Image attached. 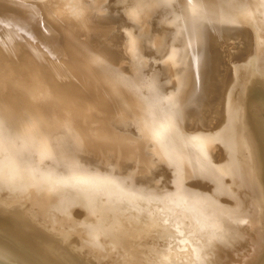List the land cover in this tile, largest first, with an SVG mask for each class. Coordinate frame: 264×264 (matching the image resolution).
<instances>
[{
    "label": "bare ground",
    "instance_id": "6f19581e",
    "mask_svg": "<svg viewBox=\"0 0 264 264\" xmlns=\"http://www.w3.org/2000/svg\"><path fill=\"white\" fill-rule=\"evenodd\" d=\"M45 1L36 9L38 1L0 0V146L7 154L0 163V255L9 264H172L177 256L180 264H264V5L251 33L234 19L241 15H229L232 0H194L182 17L177 9L179 21H165L173 28L168 52L155 57L144 82L138 73L153 60L142 39L151 34V8L168 10L171 0H140L127 11L139 30L122 47L134 58L130 73L131 66L125 72L120 65L109 14L120 2L98 5L95 23L87 24L96 32L86 41L68 21L80 10L88 19L86 0ZM200 9L208 18H199ZM215 20L239 26L209 24ZM215 27L224 31L214 33ZM168 67L176 86L169 93L168 78L159 75ZM34 98L48 104L49 123L41 121L48 115L39 116ZM223 119L237 121L229 136L240 148L234 158H241L233 166L239 178L225 222L217 204L202 214L184 212V194L172 202L160 194L149 205L117 179L90 174L80 161L90 153L104 163L129 158L145 165L153 139L150 148L180 169L185 164L176 150L205 144L202 131ZM193 123L197 131L188 129ZM134 169L130 177L142 170ZM100 195L109 202L103 205ZM111 208L122 217L108 213ZM151 225L167 238L148 232Z\"/></svg>",
    "mask_w": 264,
    "mask_h": 264
},
{
    "label": "rangeland",
    "instance_id": "374dc122",
    "mask_svg": "<svg viewBox=\"0 0 264 264\" xmlns=\"http://www.w3.org/2000/svg\"><path fill=\"white\" fill-rule=\"evenodd\" d=\"M37 1L34 0V2H37L36 3L37 5L35 6L36 9L44 8V4H45V6L47 4L45 0H37ZM107 1L108 0H86L85 5L88 9H90L89 14L91 13L90 14L91 16L89 17V14H88V19H85L82 16L83 11L82 12H81V10H80V12L73 11L70 13V19L68 21H70L71 26H78L82 30V33L84 34V37L82 36V38L85 39L86 41H89L90 37L94 36V33L96 32V30H94V31L89 30L90 27L87 24L89 22L93 23L95 21L96 17L94 16V14H95L96 10L98 9V5L100 8L104 4H107V5H104L107 7V6H112V4L115 3V1L120 2L119 6L117 8H115V6L114 7L112 6L110 8L112 11H110L109 14L114 17L111 26L116 28L115 33L117 36L119 35L118 36V39H119L118 46H119V50H121L120 51V53H121V59L120 60L122 61V63L120 65L122 66V64L123 65L125 64L124 66H122V67H124V69H126L125 72H128V69H130L128 66H131V69L129 70V73H130L131 70H133L132 67L134 66V64H132V63H133L134 58H132L133 55L131 53L126 52L127 50H125V48H122V47H125L124 45L127 42L128 34L131 31H135L138 33L139 30L136 29L135 22L134 21L132 22V19L130 18L131 15L130 16L128 15L129 18L126 15L132 13V12H127V11H132V8H134V6H136V4H138V2L140 0H122V1L121 0H109L108 2ZM171 1L172 2H169L170 4L167 3V7H168V5H170V7H168V10L166 8V9L158 11V9H156L155 7L151 8V12L153 13L152 16L149 18L151 34H149V36L145 37V38L142 37V35H140L142 37V39H144L145 45L147 47V49H146V47H144V49H143L146 57L148 55L147 58H151V60L153 59L152 62H150V65H148L143 70V72H141L142 74L138 73L139 77L142 78V80L144 82L149 81V74H151L153 72L152 67L154 66L153 65L154 59H156L157 57H162L168 52L170 38L173 37V28H170L168 25H166L165 21L170 20L171 23H175L176 21H179V18H175V17H177L178 14H179L178 17L179 16L182 17V15H184V13H181V12H183V10H181V9L183 8L184 11L186 12L185 8L187 6H189L190 2H192L194 0H182L183 2L181 0H177V1H179L180 5L177 4L178 3L177 1H176V3L174 0H171ZM173 1H174V3H173ZM219 1L221 3L223 2L225 5L228 2H230L231 0H219ZM52 2L55 3V0H52ZM233 2H235V3H233ZM223 3H222V5H223ZM232 3L235 6L232 4L231 9H232V11L235 10L236 14H238V15L233 13L231 11V9H229V11H228L229 15L231 14V17L241 15L242 20H241V17L240 18L235 17L234 19L235 20L238 19V20H236L237 24H241V25H243V27L245 26L244 28L246 30H247L246 27H248L247 31H249L251 33L250 28H254L255 25L258 23L256 21L260 20V18H258V17L263 12L262 7L264 4L261 3L260 0H241V2H240V0H232ZM181 5H183V6H181ZM246 5H247V7H246ZM172 6H173V8L176 6L175 7L176 11L172 8ZM236 6H239V7L236 8ZM47 7H49V6H47ZM128 7H130L131 10H127V9H129ZM170 8H172V9H170ZM177 9H179L178 14H176ZM241 9H243V10L241 11ZM120 10L122 12H120ZM171 10H173V13L171 12ZM201 10L203 11V9L199 10V13H198L199 18H201V19L208 18L207 15H205V13H204L205 11L202 12ZM164 11H167V12H164ZM240 11H241V14L239 13ZM243 11L246 13L243 14L242 13ZM252 11H253V13H252ZM50 12H51V10H50ZM53 12H55V11L53 10ZM156 12H157V14H155ZM203 13H204V15H203ZM201 14H202V16H201ZM246 14H249V16ZM243 15H244V17H243ZM245 16H247L250 23L247 22L248 20H246L247 18ZM253 18L254 19L256 18V20H254ZM130 19H131V22H130ZM235 20H233V21H235ZM244 20H246V21H244ZM243 21L246 22L248 24V26ZM253 22L255 25L252 24ZM209 24H215V25L220 26V27L239 26V25H234V24L230 25L229 23H223V21H218V20H215L214 23H209ZM215 28L216 29L213 31L214 33L224 31V30H219L218 27H215ZM117 32H118V34H117ZM249 35H251V34H249ZM184 36L185 35H183L182 37H184ZM246 36H245V38H246ZM247 37H248V39L252 38L251 36H247ZM261 37H262V39L260 38L261 44L264 45V33L262 34ZM248 39H245V43L249 42V44H250L251 41H249L250 39L249 40ZM244 46H245V48H247L248 44L243 45V47ZM123 49L125 50L124 53H122ZM206 52H207L206 50L203 52L202 57H204ZM126 53H128L127 55H129V56L132 55L131 57H129L130 59L127 57V55H125ZM240 53H242V51L237 52V54H240ZM199 57H201V56H199ZM202 57H201L200 62H199L200 64L203 63L204 58H202ZM197 59H198V57H197ZM128 61H131L132 63H130ZM149 61H150V59H149ZM238 61L242 63L243 60H238ZM126 64H128V65L126 66ZM136 70L140 72L139 69H136ZM171 70H173V68L168 67V68H165V71H162L161 73H159V75H161L163 79L168 78L167 82H170L169 84H167V82L165 80L167 89L164 92H167V93H169L173 88L176 87L174 84V76L172 75L173 71H171ZM233 70L235 71V68L232 69V71ZM162 73L163 74L165 73V74L163 75ZM158 77H160V76H158ZM137 78H138V75H137ZM229 83H228V86H229ZM20 87H21V88H19L20 90H24V87H22L21 85H20ZM24 95H27V94L23 93L21 96H24ZM190 98H191V96H190ZM190 98H189V100H190ZM25 99H27V98H25ZM34 99H36V100H32V103L38 104V110H41V113L39 111V116H40V114L43 115V114L49 113V110H46V107L48 106V104H45V100L37 99V98H34ZM114 103H115V101L112 102V104H114ZM51 114L52 113L49 114L50 116L48 114L44 115V116L48 115L47 117H40L41 121H46V123H49V120H46V119L51 118ZM133 116L138 117V115H133ZM231 120H233V123H232V121H229V119H223L220 122L214 121L213 122L214 126L206 127V128H208L207 131H202V134H201L203 136V138L207 140L205 144L199 145V147H193V146L190 147L188 145H185L184 148H182L181 150H179V148H178L176 151H180L182 158H183V162L185 164V166L181 167L180 169H177V168L171 166L170 164H166V163H168V161L165 163L163 161L164 159H161V155L156 154L157 152L155 150H153V148L152 149L150 148L149 142L154 141L153 139L151 141L149 140V142L147 143V147H146L147 148L146 149L147 156L145 158H147L146 163L147 162L148 163L145 165L142 164V162L145 161L143 159H140V161H139L140 164H139L136 161L129 160V158H125L124 159L125 161L123 159H120L121 163H122L121 165H118V164L113 163V162H105L104 163V162L98 161V159H99L98 157H95V156L92 157L91 155H89L90 153L85 154V155H87V158H89V159L86 158L87 160H85L84 159L85 157H82V158H80V161L82 164L85 163L87 165V169H89L90 174L94 173L96 175L103 177L104 179L107 177L117 179L116 184L118 186L121 185L123 187H129L130 189L132 188L134 190L133 192L140 194L141 198L144 199L145 202H147L149 205L152 202H155L156 199H158L160 194H162L164 196V198H166L165 199L166 202H172V201H174V198L176 196H178L180 194H184V198L186 200L185 208L183 207L184 212H186V213L194 212L195 214H197L199 212V214H202L205 210H208L210 206L212 207L213 205L217 204V207L219 206V208H221L219 211V212H221L220 219L225 222L228 219V217H227L228 208L232 205L231 204L232 199L229 198V196L232 194L231 192L233 189L231 186L235 187L236 181L238 180L237 178H239V176L237 174L238 171L235 172V174H236V176H235V174L233 172V166L235 164L241 162L240 157L234 158L235 157L234 151L236 149H238L240 151V148L237 145L238 142L236 143V138H234V141H232V138L229 136V134H231V132L233 131L232 129L235 128V126H236L235 124L237 122L236 119H231ZM24 123H25V121H24ZM187 126H188V129L190 131H197L199 129L196 125H194V123L188 124ZM178 128H180V126ZM195 128H198V129H195ZM130 129L132 130L133 128L130 127ZM2 133L3 132L0 129V136L4 137ZM68 138H70V137L68 136ZM68 138L66 136V139H64V140H67V142H68L69 141ZM224 139H226L225 141H227V143H229V147H225L222 145V141L224 142ZM184 149H187L189 153L196 152V153H198L197 154L198 156H194V155H192L193 157L188 156V154H186L188 152H185ZM152 151H153V153H152ZM6 156H7L6 151L0 146V163L3 162L4 160H6L5 159ZM197 158H199V159H197ZM142 166H143V168H142ZM137 167H140L142 170L141 171L139 170V172H137L135 175L130 177V174H132L135 170L134 168H137ZM227 173L229 174V176ZM103 178H100V179H103ZM231 178H232V180H231ZM114 179H112V180H114ZM182 192H185V193H182ZM96 193L97 192H92L90 194V197L94 198V195H97ZM100 194H101V192H100ZM100 197H102V199H103V202H102L103 205H104V203L106 204V202H109L108 201L109 199L106 200L105 196L103 197L100 195ZM194 208H195V210H194ZM116 212H118V213H116ZM108 213H110V214L113 213V214H115V216L121 215V217L123 214L122 212L116 211L114 208H111ZM154 226H156V225H154ZM154 226L151 225L149 227L148 232H151L154 230V231H156V232H154V235L156 237L158 236V237H161L163 239L167 238L165 230H163V231L161 229L155 230ZM166 241L167 240H165V243H166ZM153 247H156V245H154ZM180 259H181L180 256H177L173 260H171V262H169V263L180 264L178 262V261H180ZM156 263L161 264L162 262H160V261L153 262V264H156Z\"/></svg>",
    "mask_w": 264,
    "mask_h": 264
},
{
    "label": "water",
    "instance_id": "95a60500",
    "mask_svg": "<svg viewBox=\"0 0 264 264\" xmlns=\"http://www.w3.org/2000/svg\"><path fill=\"white\" fill-rule=\"evenodd\" d=\"M0 264H9V263L0 255Z\"/></svg>",
    "mask_w": 264,
    "mask_h": 264
}]
</instances>
